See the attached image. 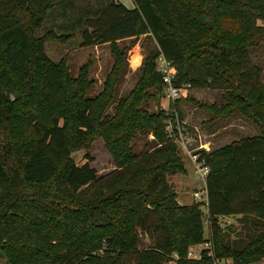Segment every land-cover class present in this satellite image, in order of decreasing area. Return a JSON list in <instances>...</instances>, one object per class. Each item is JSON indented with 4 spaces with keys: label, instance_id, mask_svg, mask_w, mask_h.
I'll return each instance as SVG.
<instances>
[{
    "label": "trees",
    "instance_id": "obj_1",
    "mask_svg": "<svg viewBox=\"0 0 264 264\" xmlns=\"http://www.w3.org/2000/svg\"><path fill=\"white\" fill-rule=\"evenodd\" d=\"M65 1L0 0V251L9 264L264 260V72L252 57L264 43V0H133L132 8L106 0L97 16L87 18L83 46L110 43L123 56L119 41L142 34L158 46L145 55L136 86L113 114L108 107L120 64L102 93L90 98L88 65L71 77L65 62L46 52L47 41L71 34H36ZM160 54L175 66L178 88L222 91L220 105L202 103L214 118L242 116L259 129L198 151L210 169L208 236L202 204H181L169 182L187 171L167 129L181 100L169 109L145 104L166 91ZM22 90L18 108L10 97ZM150 134L153 139L137 151L135 141ZM99 137L116 165L100 176L89 161L79 165L73 158ZM225 216H238V225L224 227ZM205 242L199 258L189 257L192 246Z\"/></svg>",
    "mask_w": 264,
    "mask_h": 264
},
{
    "label": "rangeland",
    "instance_id": "obj_2",
    "mask_svg": "<svg viewBox=\"0 0 264 264\" xmlns=\"http://www.w3.org/2000/svg\"><path fill=\"white\" fill-rule=\"evenodd\" d=\"M121 1H124V4L129 8L134 7L135 3L133 0ZM105 3L106 0H66L58 4L49 13L46 21L37 30L36 34L41 36L51 29L58 33L71 34V37L66 40L47 41L45 43L46 52L51 60L64 61L71 77H77L80 69L84 65H88L89 78L93 80L92 86L88 91L90 98H96L102 93L106 80L113 68L120 64L121 80L117 85L116 97L108 107V112L113 114L118 100L127 96L136 86L141 75L140 68L145 55L151 50L156 51L158 46L154 39L146 34L119 41L118 46L120 51L123 52V56L121 54L117 56L110 43L83 46L82 30L86 27L87 18L97 16L105 6ZM261 23L264 24V20ZM252 57L255 63L263 67L264 72V43L253 49ZM158 58L157 67L159 70L160 62H158ZM36 80L39 81L38 79ZM23 87L27 91L28 86L23 85ZM23 92L24 90L20 92V97H17L16 94L11 95L10 101L13 106L21 107L20 99L24 96ZM176 99L181 100V104L179 109L176 110L177 112H173L174 118H170L169 128L172 129L175 125L181 127L184 133L192 137V139L187 148L180 141H176L180 154L185 160L187 171L169 176V182L177 193L178 201L181 204L193 202L202 204V209L205 211V235L208 236L207 206L204 195L207 190L206 180L198 172L192 156L198 155V151L202 149L212 150L233 140L259 134V129L254 123L242 116H234L229 119L214 118L212 112L202 106V103L220 105L222 103L221 90L186 88L181 90L179 97ZM176 99H170L164 90L161 95L147 100L145 104L150 110H158V105L169 109L170 104L174 103ZM173 110H175L174 107ZM196 133H198L197 137L195 136ZM152 139L153 135L150 134L147 137L136 140L135 149L137 151L144 150L146 143ZM3 144L1 143L0 145V153L2 154L5 151V144ZM202 145L205 147L201 148ZM88 156H91L92 159L89 160ZM73 158L79 165L89 161L96 168L99 176L116 168L114 158L106 147L103 137L97 138L90 148L73 152ZM8 165L11 167L12 164L8 162ZM196 192L200 196H196ZM221 223L224 227L230 224L236 226L238 225L237 216L221 217ZM203 249V244L192 246L194 258H199ZM0 264H9L1 251ZM167 264H175V262L169 261ZM255 264H264V260Z\"/></svg>",
    "mask_w": 264,
    "mask_h": 264
},
{
    "label": "built area",
    "instance_id": "obj_3",
    "mask_svg": "<svg viewBox=\"0 0 264 264\" xmlns=\"http://www.w3.org/2000/svg\"><path fill=\"white\" fill-rule=\"evenodd\" d=\"M158 62H160L159 71H161L163 76H164V82L166 84V94L168 95V97L170 99H176L177 97H179L181 90L186 89V88L185 87L178 88L177 86H175L173 84V79L176 75L177 70H176L175 66L169 60H167V58L163 54L159 55ZM167 129L169 130V132H171L170 135L175 137L176 141L177 140L180 141L181 144L185 148H187L188 144H190L192 137L186 135L184 133V130L181 129V127H178L176 125L172 129H170L169 123H168ZM201 148H203V147H201ZM199 156H200V154L198 153V155L196 154L192 157L194 159V164L196 165L197 170L200 173L201 177L206 180V177H207L210 169L206 165L205 160L200 159ZM195 195L200 196V194L198 192H196ZM204 195H205V200L207 202V200H208L207 191ZM203 245H204V248H206L209 246V243L205 242V243H203ZM189 257L194 258V252H193L192 248L189 251ZM217 264H232V260H230V259L220 260Z\"/></svg>",
    "mask_w": 264,
    "mask_h": 264
},
{
    "label": "crops",
    "instance_id": "obj_4",
    "mask_svg": "<svg viewBox=\"0 0 264 264\" xmlns=\"http://www.w3.org/2000/svg\"><path fill=\"white\" fill-rule=\"evenodd\" d=\"M122 2L124 3V1H122ZM134 6H135V4H134ZM141 61H142V60H141ZM141 61H140V62H141ZM174 101H175V100H174ZM175 109H176V108H175ZM176 110H177V109H176ZM176 112H177V111H176ZM196 134H197V135H196ZM196 134H195V136L197 137V136H198V133H196ZM196 137H195V138H196ZM202 147H205V146H204V145H202ZM205 193H206V192H205ZM237 218H238V216H237ZM260 262H263V260H262V261H260Z\"/></svg>",
    "mask_w": 264,
    "mask_h": 264
}]
</instances>
